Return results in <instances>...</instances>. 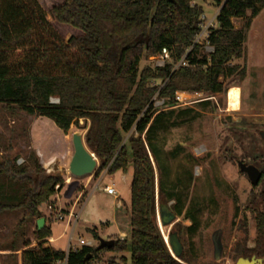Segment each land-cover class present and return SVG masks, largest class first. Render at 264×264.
I'll return each instance as SVG.
<instances>
[{
	"label": "trees",
	"instance_id": "1",
	"mask_svg": "<svg viewBox=\"0 0 264 264\" xmlns=\"http://www.w3.org/2000/svg\"><path fill=\"white\" fill-rule=\"evenodd\" d=\"M204 1L218 12L215 24L199 41L204 10L194 0H62L50 8L51 18L81 31L67 39L53 29L37 0H0V107L46 117L64 133L83 119L85 145L98 159L94 177L104 171L125 173L132 165L127 236L112 239L111 248L81 245L65 252L46 245L50 224L35 226L31 232L34 246L25 236L19 247L5 248L12 254L22 249L20 264H56L58 260L93 264L104 250L128 252L130 264H192L180 229L173 230L183 246L178 258L171 255L160 234L157 201L168 203L173 195L165 187L168 168L159 133L176 125L170 120L178 104L177 91L209 97L225 92L221 77L244 78L245 66L232 60L243 58L251 19L264 5V0ZM232 18L244 19V23L235 28ZM204 45L212 50L206 52ZM163 50L168 59L161 66L139 71L143 56L161 55ZM153 97L163 99V105L155 107ZM256 141L251 142L249 160L261 172L260 190L251 194L248 207L258 203L261 209L254 216L255 244L240 252L246 259L264 258L261 133L260 145ZM15 160L0 161V214L20 211L22 226L44 216L43 205L52 206L49 217L56 215L53 196L63 179L46 174L33 151L22 164ZM44 164L49 167L52 161ZM169 208L180 215L178 206ZM183 218L190 220L185 230L192 234L195 216L187 213ZM89 231L97 237L95 230ZM12 263L17 264L16 260Z\"/></svg>",
	"mask_w": 264,
	"mask_h": 264
},
{
	"label": "rangeland",
	"instance_id": "2",
	"mask_svg": "<svg viewBox=\"0 0 264 264\" xmlns=\"http://www.w3.org/2000/svg\"><path fill=\"white\" fill-rule=\"evenodd\" d=\"M37 1L53 29L64 39L81 33L79 29L51 18L50 8L62 0ZM194 2L204 10L201 32L196 38L202 41L208 27L215 24L218 9L204 0ZM249 15L247 12L246 16ZM232 23L239 28L244 19L232 18ZM203 49L209 52L212 48L204 45ZM243 49V58L233 59L232 64L245 66L244 78L221 77L225 92L209 97L202 92L177 91L181 99L177 100L170 120L176 121V125L159 133L164 165L168 168L165 187L173 195L168 204L178 206L181 212L173 224L162 227L161 232L167 240L169 232L180 229L184 249L192 264H235L241 250L252 248L257 236L254 216L256 210L261 208L258 203L248 207V203L251 194L260 190V185L252 186L247 176L240 172L237 162L252 164L249 160L251 142L257 140L260 145L258 134H264V5L259 14L251 19ZM167 59L168 52L143 56L139 71L146 66H161ZM231 87H236L239 93L236 109H231L227 103V93ZM34 119V116L19 110L11 113L0 107V161L14 157L16 162L24 161L30 151L36 154L31 147L30 135V125ZM83 126L84 120L80 119L78 126L72 125L66 134L80 132L84 135L86 130ZM38 160L40 163L39 157ZM51 165L44 169L45 173L63 179L57 198L53 196L55 209H61L64 213L72 210L74 216H78L71 231L70 227L64 229V222L57 221L55 215L49 217L45 205L40 207L44 224L51 226L50 237L53 241L47 242L49 246L66 252L69 239L72 246H79V239L97 246L99 238L109 240L122 238L123 232L125 236L129 234L127 209L130 205L131 164L125 173L120 170L111 174L102 173L99 188H95V182L100 176L94 177L93 174L78 180L72 177L67 184L65 169L59 170L56 166L52 168L53 163ZM154 168L157 177V168ZM66 173L69 174L68 171ZM86 178H89V182L84 185ZM107 185L113 186L119 194L120 206L116 197L103 191L102 188ZM187 213L197 220L192 234L185 230L186 226L191 225L190 220L183 218ZM21 217L20 211L0 214V251H3L0 252V264H13V260L18 264L17 253L20 256L22 249L12 254L5 248L19 247L25 236L30 238L31 246L36 244L31 239V232L39 218L30 226H22L19 224ZM89 230H95L97 237ZM21 232L24 237L20 235ZM93 264H130L129 253L104 250Z\"/></svg>",
	"mask_w": 264,
	"mask_h": 264
},
{
	"label": "water",
	"instance_id": "3",
	"mask_svg": "<svg viewBox=\"0 0 264 264\" xmlns=\"http://www.w3.org/2000/svg\"><path fill=\"white\" fill-rule=\"evenodd\" d=\"M165 52V50H163ZM264 134L261 132V137ZM72 146L73 154L68 165L69 174L75 179H80L86 176L93 175L98 168V159L97 157L88 150L85 145L84 135L80 132H75L72 135ZM238 168L241 173L247 176L250 184L256 186L261 177L260 170L253 164H246L245 162L238 161ZM176 215L169 208L168 203H159L157 204V222L160 229V234L168 247L169 252L175 258L180 257L183 246L177 236L176 232H169L167 240L162 235L161 228L167 227L173 224L175 221ZM44 224V218H39L36 220L37 229L42 228ZM98 248H111L113 245V240H104L98 239ZM264 258H255L254 256L250 259L239 257L235 264H264Z\"/></svg>",
	"mask_w": 264,
	"mask_h": 264
},
{
	"label": "crops",
	"instance_id": "4",
	"mask_svg": "<svg viewBox=\"0 0 264 264\" xmlns=\"http://www.w3.org/2000/svg\"><path fill=\"white\" fill-rule=\"evenodd\" d=\"M30 135H31V147L36 151L37 156L40 158L41 166L48 169V166L44 162L52 161L53 167L62 170L65 169V179H69L70 174L66 173L68 171V165L73 154L72 146V135L64 133L59 129L50 119L42 116L35 117L30 125ZM52 166V165H50ZM49 166V167H50ZM102 176L97 179L95 184H97ZM125 177L123 176V180ZM84 185H87L89 178L85 179ZM109 195V194H108ZM117 196V205L120 206L119 194ZM115 197V196H114ZM65 226V224H64ZM65 229V227H64ZM121 235V232L119 233ZM122 234L125 233L123 232ZM53 239V238H52ZM48 244V243H47ZM49 245V244H48ZM3 252V251H0ZM18 264H20V256L17 253Z\"/></svg>",
	"mask_w": 264,
	"mask_h": 264
},
{
	"label": "built area",
	"instance_id": "5",
	"mask_svg": "<svg viewBox=\"0 0 264 264\" xmlns=\"http://www.w3.org/2000/svg\"><path fill=\"white\" fill-rule=\"evenodd\" d=\"M211 50H212V49H211ZM180 97H181V94H179V93H176V94H175V99H176V100H180V99H181ZM51 102H53V103H57L58 100L55 98V99H52ZM152 103H153V105H154L155 107H160V106L163 105V99H158L157 97H153V99H152ZM16 163H17V164H22V163H23V160H17ZM103 173H105V171H104ZM70 176H71V175H70ZM71 178H72V176H71L69 179H65V181H66L67 184L69 183V180H70ZM73 178H74V177H73ZM76 182H77V181H76ZM76 182H75V183H76ZM98 185H99V182H98L97 184H95V188H99ZM55 189H56L57 192H58V191H60L61 188L59 189V185H56V186H55ZM102 189H103V191H104L106 194L113 195V196H115V197L117 198V196H116V191L114 190L113 186H111V185H107V186H104ZM57 192H56V194H57ZM56 194L54 195L55 198H57V195H56ZM77 200H78V199H77ZM77 200H76V202H77ZM118 206H119V205H118ZM46 208H47V210H52V206H51V205H48ZM77 216H78V214L74 216L72 210L69 211V212L64 213L61 209H60V210H57V209H56L55 219H56L57 221H63L64 224H65V229L68 228V227H70V228H71V231H72V229H73V227H74V225H75V221H76V219H77ZM72 218H75V219L73 220V222H71V221H72ZM51 241H53V239H52L51 237H50L49 239H47V242H48V243L51 242ZM78 245H79V246H81V245L92 246V243H91V242H86V241H84L83 239H79V244H78ZM67 247H68L67 250H69V249H75V248L78 247V246H72L71 243H70V239H69V240H68V245H67ZM56 264H65V261H64V260H58V261L56 262Z\"/></svg>",
	"mask_w": 264,
	"mask_h": 264
},
{
	"label": "bare ground",
	"instance_id": "6",
	"mask_svg": "<svg viewBox=\"0 0 264 264\" xmlns=\"http://www.w3.org/2000/svg\"><path fill=\"white\" fill-rule=\"evenodd\" d=\"M227 103L231 109L238 108L239 105V93L236 87H231L227 93ZM49 168V167H48ZM165 236V235H164Z\"/></svg>",
	"mask_w": 264,
	"mask_h": 264
}]
</instances>
